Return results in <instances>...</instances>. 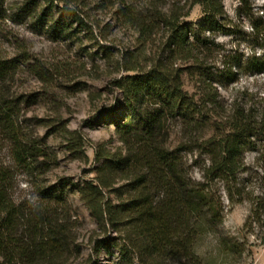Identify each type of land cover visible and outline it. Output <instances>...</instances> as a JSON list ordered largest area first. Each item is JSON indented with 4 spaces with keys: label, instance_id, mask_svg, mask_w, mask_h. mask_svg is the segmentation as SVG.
Masks as SVG:
<instances>
[{
    "label": "trees",
    "instance_id": "obj_1",
    "mask_svg": "<svg viewBox=\"0 0 264 264\" xmlns=\"http://www.w3.org/2000/svg\"><path fill=\"white\" fill-rule=\"evenodd\" d=\"M42 1L49 5V13L55 0ZM71 1L59 0L60 18L46 23L53 38L70 37L73 23L83 25ZM247 2L240 0L241 8ZM109 3L112 0L100 2L102 8ZM37 4V0H28L17 17L31 13ZM192 4L202 7L203 19L185 25L178 11L152 8L142 15L131 4L120 3L121 18L137 33L136 49L126 48L116 61L123 74L113 82L125 112L116 124L122 149H96L94 176L75 186L100 230L115 234L95 241L97 252L114 248L117 256L113 255L112 264H218V256L201 251L211 236L219 256L239 254L238 244L221 234L224 206L220 192L231 194L235 189L239 193L244 155L254 148L256 134H264V125L258 114L244 108L221 120L208 107L212 99L186 88L185 76L195 78L197 88L206 81L210 74L206 56L215 45V32L228 22L222 0H194ZM3 10L5 0H0V20ZM249 21L252 44L261 51L253 53L241 68L264 73V18L251 12ZM163 31L164 40L159 35ZM156 36L162 37V52L148 60L147 49ZM29 60L28 55L14 59L0 55V129L11 142L15 163L42 171L49 154L17 126L11 92L21 64L46 79L42 65ZM176 122L182 134L172 146ZM207 127L212 133H204ZM62 131L66 136L73 134L66 127ZM194 150L207 159L201 180L192 177L186 163V153ZM39 158L43 160L38 164ZM12 186L11 171L0 168V264L66 261L76 242L69 234L67 194L57 186L40 187L41 199L24 205L14 199ZM249 223L258 224L264 243L263 195L253 199Z\"/></svg>",
    "mask_w": 264,
    "mask_h": 264
},
{
    "label": "rangeland",
    "instance_id": "obj_2",
    "mask_svg": "<svg viewBox=\"0 0 264 264\" xmlns=\"http://www.w3.org/2000/svg\"><path fill=\"white\" fill-rule=\"evenodd\" d=\"M27 1L5 0L4 16L0 20V55L6 59L28 55L29 61L44 68L46 79L21 64L11 83L15 100L11 99L18 114L17 126L49 154V159L45 171L17 165L11 142L0 129V168L11 171V192L18 203H37L41 199L40 187L57 186L67 194L69 234L76 242L66 261L56 264H112L113 255L117 256L114 248L97 252L95 241L115 234L105 235L100 230L75 186L94 176L96 149L110 152L122 149L116 124L122 121L125 112L113 82L123 74L118 71L116 61L126 48L136 49L137 33L121 18L120 3L131 4L142 15L152 8L178 11L184 15L185 25L203 19L202 7L193 6L194 0H112L106 8H102L101 0H72L70 6L81 14L83 25L73 23L70 37L53 38L46 23L60 18L59 0L54 1L49 13L46 12L49 5L37 0V8L33 6L31 13L17 17ZM222 2L228 22L215 32V45L206 56L210 74L205 82L201 81L200 88L193 86L195 78L185 76L186 88L212 99L208 107L221 120L244 108L258 114L264 125V73H250L241 68L253 53L261 51L252 44L249 18L251 12L264 18V0H248L251 10L248 5L241 8L240 0ZM69 22L67 19L66 23ZM159 35L164 40L166 31ZM160 36L148 47V60L162 52L159 49L163 36ZM212 117L216 119L215 115ZM64 127L73 134L66 136ZM204 133L210 134L212 130L207 127ZM181 134L180 122H176L172 146ZM253 140L254 148L245 153L244 168L238 176L239 193L235 189L231 194L220 192L224 206L221 234L238 244L239 254L219 256L214 252V236L207 238L201 248L203 255L212 252L218 256V264L222 261L264 264L262 231L258 224L249 223L253 199L264 196V134H256ZM76 143L83 146L79 148L80 144L76 146ZM185 156L190 174L201 180L206 156L196 150ZM42 160L39 158L37 163Z\"/></svg>",
    "mask_w": 264,
    "mask_h": 264
}]
</instances>
